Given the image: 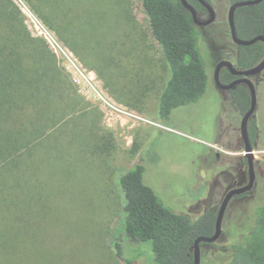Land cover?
Returning <instances> with one entry per match:
<instances>
[{
  "label": "rangeland",
  "instance_id": "rangeland-1",
  "mask_svg": "<svg viewBox=\"0 0 264 264\" xmlns=\"http://www.w3.org/2000/svg\"><path fill=\"white\" fill-rule=\"evenodd\" d=\"M10 1L20 13L29 35L44 44L56 69L71 87L73 96L69 98L76 101L73 113L36 142L34 163L27 165L29 159L23 154L22 164L27 165L25 175L34 173L29 182L34 195L36 193L35 210L32 216L27 215L33 222L32 228H27L41 251L36 258V251L33 252L30 242L26 243L22 248L21 264H124L125 259L134 264H154L149 258L153 255L150 243L133 245L123 231L124 206L117 182L118 172L142 165L143 181L159 202L175 214L189 216L192 221L206 210L217 213L230 186V176L241 181L237 172L239 167L244 168L238 160L244 156L239 142L241 117L236 106L217 91L213 78L219 61L236 58L238 46L231 41L226 23L230 1L213 0L215 22L204 27L195 26L197 48L208 75L205 94L196 103L176 108L168 117L161 118L157 115L158 98L171 72L150 35L142 0H120L118 12L108 16L106 25L97 23L98 11L85 9L80 12L81 20L91 24L79 25L83 30L82 48L87 53L84 59L65 45L29 2ZM41 29L51 34L67 56L54 53L39 34ZM128 36L142 37L145 42L134 50L128 45ZM141 53L151 68L148 69L149 78H141L142 84L136 87L137 92L144 88L145 95V109L138 114L152 124L107 123L95 94L88 86L83 87L78 70L92 79L98 91L117 102L108 89V86L113 88V70L117 67L124 93L117 95L133 104V92L129 91L135 89L136 83L134 76L128 75H133L140 63H144L139 56ZM260 77L263 79L264 74L256 76L255 80ZM256 109L259 124L263 126L264 80L263 85L258 86ZM229 141L236 142L234 148H226ZM263 147L260 143L253 149L257 175L254 188L243 198L231 201L224 213L223 237L231 228H236L252 204L264 198L260 187L264 177ZM209 148L222 159L220 169H213L216 163L210 157L204 165L205 155L202 154ZM224 156L231 157V162H226ZM3 219L4 214H0V221ZM117 242L123 260L117 255ZM141 248L147 250L146 257H138ZM40 256L43 259L38 263ZM204 260L203 264L210 263L205 256Z\"/></svg>",
  "mask_w": 264,
  "mask_h": 264
},
{
  "label": "trees",
  "instance_id": "trees-1",
  "mask_svg": "<svg viewBox=\"0 0 264 264\" xmlns=\"http://www.w3.org/2000/svg\"><path fill=\"white\" fill-rule=\"evenodd\" d=\"M26 1L65 45L84 59L87 53L82 48L84 44L80 37L83 30L79 25L91 24L81 20L80 12L85 9L88 12L98 11L100 17L97 23L106 25L109 23L108 16L118 12L120 0ZM186 1L193 7L198 19L203 20L206 11L199 1ZM204 1L211 4L213 0ZM142 8L148 17L150 35L171 72L159 95L157 111L160 118L168 117L174 109L194 104L205 94L208 75L197 48L191 14L183 8L180 0H142ZM234 15L238 38L250 40L264 35V0L240 7ZM128 37V45L134 50L145 42L142 37ZM139 56L144 63H140L139 67L137 65L133 75H128L134 76L136 83L135 89L129 91L133 92L134 103L126 102L120 98L122 95H117H124L117 67L113 70V88L108 86V89L119 104L142 113L145 109L144 88L137 92L136 87L142 84L140 81L149 78L148 69L151 67L143 53ZM263 56L262 43L237 47L233 64L237 69H249ZM232 79L226 69L220 71L222 84ZM229 93L238 116L242 118L250 106L248 90L237 86ZM69 96H73L71 87L56 69L55 61L48 56L42 41L29 35L20 13L10 0H0V214H4V219L0 221V264H21L22 248L29 242L33 252L36 251V258L39 256L41 249L27 228L33 223L27 215L35 210L36 193L34 195L29 182L34 173L26 176L25 169L34 163L33 147L36 142L75 110L76 101ZM259 120L254 115L250 128L254 129L258 124L264 130ZM23 154L29 159L27 165L22 164ZM143 173L144 167L136 164L117 174L124 206L123 231L127 240L133 245L150 243L153 255L149 258L154 264H193V243L200 236L213 235L216 213L206 210L192 221L187 215L171 212L144 183ZM242 217L227 236L220 235L213 243L200 244V264L205 262L204 256L209 259V264H264V198L252 204ZM115 248L123 260L118 242ZM147 253L141 248L138 257H146ZM40 259H43L42 256L38 263ZM123 262L134 264L129 259Z\"/></svg>",
  "mask_w": 264,
  "mask_h": 264
},
{
  "label": "water",
  "instance_id": "water-1",
  "mask_svg": "<svg viewBox=\"0 0 264 264\" xmlns=\"http://www.w3.org/2000/svg\"><path fill=\"white\" fill-rule=\"evenodd\" d=\"M199 3L206 9L208 13V17L205 20H199L197 17V14L193 7L187 3L186 0H180L182 6L184 9L189 11L191 14L193 24L195 26H208L209 24L213 23L216 18L215 11L213 7L205 2L204 0H198ZM261 2V0H252V1H237L234 2L233 4L230 5L227 11V23H228V28L230 32V37L233 43L237 46H249L252 45L256 42H262L264 43V36L263 35H258L250 40H242L237 37L236 30H235V25H234V13L235 10L240 8V7H245V6H251L254 4H257ZM222 69H226L231 75L241 77L240 79L234 80L230 84L223 85L220 80H219V74ZM264 70V58L254 67H251L249 69H237L234 67L233 63L228 60H221L216 64V67L214 69V82L216 86L219 89L223 90H228L233 88L236 85L243 84L247 87L250 95V107L247 110V112L243 115L241 121H240V136L244 142V155L247 161L248 165V183L242 187L232 189L228 191L219 206V209L216 213V221H215V230L212 236L210 237H204L200 236L197 239H195L193 246H192V252H193V264H200L201 261V254H200V244H209L217 241L221 235V224H222V219L224 216V213L226 211V208L229 204V201L231 198L235 195H240L242 193L248 192L252 189L253 184H254V170H253V162H254V157H253V149L252 146L249 142L248 138V123L251 118H253L255 110H256V91L254 88L253 83L249 79V77L260 74Z\"/></svg>",
  "mask_w": 264,
  "mask_h": 264
},
{
  "label": "flooded vegetation",
  "instance_id": "flooded-vegetation-1",
  "mask_svg": "<svg viewBox=\"0 0 264 264\" xmlns=\"http://www.w3.org/2000/svg\"><path fill=\"white\" fill-rule=\"evenodd\" d=\"M230 1V5L231 4H233L234 2H237L238 0H229ZM262 1V0H261ZM258 4V3H257ZM211 5V4H210ZM230 5H229V7H230ZM255 5V4H254ZM203 7V6H202ZM228 7V8H229ZM204 8V7H203ZM205 9V8H204ZM237 10V9H236ZM235 10V11H236ZM205 11H206V9H205ZM216 14V13H215ZM235 14V13H234ZM206 19H207V17H208V13H207V11H206ZM234 17H235V15H234ZM205 20V19H204ZM215 20H216V18H215ZM215 22V21H214ZM226 23H227V16H226ZM235 25V24H234ZM227 26H228V23H227ZM229 29V28H228ZM229 34H230V32H229ZM258 36V35H257ZM264 36V35H263ZM256 37V36H255ZM231 38V37H230ZM254 38V37H253ZM232 41V40H231ZM233 42V41H232ZM259 43H262V42H259ZM234 44V43H233ZM263 45H264V43H262ZM250 46V45H249ZM238 47H241V46H238ZM244 47H246V46H244ZM236 55H237V53H236ZM264 58V56L262 57V59ZM261 59V60H262ZM260 60V61H261ZM234 61V60H233ZM232 60H231V62L232 63H234ZM259 61V62H260ZM258 62V63H259ZM257 63V64H258ZM256 64V65H257ZM234 65V64H233ZM255 66V65H254ZM253 66V67H254ZM235 67V66H234ZM263 73H264V70L260 73L261 74V76L263 75ZM260 74H257V75H254V76H251V77H249V79L251 80V82L253 83V85H254V88H255V91H256V98H257V92H258V86H260V84H263V80H264V78L263 79H261V77H260V79H257V80H255V77L256 76H258V75H260ZM233 76V75H232ZM241 77H237V76H233V79L229 82V83H226V84H223V85H227V84H230L231 82H233L234 80H237V79H240ZM214 84H215V82H214ZM237 86H244L246 89H247V87L245 86V85H243V84H239V85H236V86H234L233 88H231V89H228V90H223V89H219L217 86H216V84H215V87H216V89H217V91H219L220 92V94L221 95H223L226 99H227V101H229L230 103L232 102L231 101V98H230V91H232L233 89H235ZM248 90V89H247ZM249 92V91H248ZM226 95L228 96V97H226ZM250 107V106H249ZM256 107H257V99H256ZM247 112V111H246ZM245 112V113H246ZM257 109L255 110V113H254V115L256 116L257 115ZM245 113H243V115L245 114ZM243 115H242V117H243ZM253 118H254V116H253ZM253 118H251L250 119V121H249V123H248V138H249V142H250V144H251V146H252V149H255L260 143L264 146V132L262 131V128H260L259 127V125L257 124L256 125V127L254 128V129H252V128H250V123H251V120L253 119ZM242 119V118H241ZM241 119H240V121H241ZM222 127H224V124L222 123ZM239 142H240V145H242V147H243V149H244V142H243V140H242V138H241V136H240V140H239ZM236 144V142H231V141H229V142H227L226 144H225V146H226V148H228V147H232L233 146V148H234V145ZM264 148V147H263ZM229 149H231V148H229ZM232 154V153H231ZM202 155H205V157H203V160H204V165L206 166L207 165V161H208V159H209V157L210 158H212V160L216 163V165H215V167L213 168V169H220V167H221V165H220V162H222V159L220 158V156H219V154H217V153H215V152H213L210 148L209 149H207L206 151H205V153L204 154H202ZM201 155V156H202ZM223 159L226 161V162H228L229 163V161L231 162V157H229V156H224L223 157ZM239 161H240V164H242L243 166H244V168L243 167H239L238 169H237V172H238V174H239V176H240V179H241V181H238L237 179H232V177L230 176V178H229V187L227 188V191H226V193L228 192V191H230V190H232V189H235V188H239V187H242V186H244V185H246L247 183H248V178H249V174H248V165H247V161H246V158H245V155L242 157V158H239L238 159ZM228 163H225V164H228ZM211 169V168H210ZM253 170H254V175H255V178H254V184H253V187H252V189L254 188V186H255V183H256V178H257V175H256V171H255V165H254V162H253ZM264 177H263V180L260 182V187H261V190H262V192H263V194H264ZM251 189V190H252ZM250 190V191H251ZM250 191H248V192H245V193H242V194H240V195H235V196H233L232 198H231V200L229 201V204H230V202L231 201H233V200H235V199H241V198H243L242 196L243 195H247ZM225 193V194H226ZM240 197V198H239ZM229 204H228V206H229ZM227 206V207H228ZM227 209V208H226Z\"/></svg>",
  "mask_w": 264,
  "mask_h": 264
},
{
  "label": "built area",
  "instance_id": "built-area-1",
  "mask_svg": "<svg viewBox=\"0 0 264 264\" xmlns=\"http://www.w3.org/2000/svg\"><path fill=\"white\" fill-rule=\"evenodd\" d=\"M35 29L38 30L39 27L34 25ZM43 28V27H42ZM39 34L41 37L50 45L54 53L58 56V52L62 56H67L65 53V49H63L51 36V34L45 30L41 29L39 30ZM79 71V75L84 81L83 87L88 86L91 91L95 94V99L100 103L102 110L105 115V119L107 123L110 122H124L123 124H129L130 122H138V123H147L152 124V122L145 117L141 116L140 114L136 113L135 111L118 104L117 102H114L112 99H110L108 96L103 94L102 92L98 91L95 83L92 81L91 78H87L84 76V74ZM74 82L76 81L73 79ZM97 96V97H96Z\"/></svg>",
  "mask_w": 264,
  "mask_h": 264
}]
</instances>
